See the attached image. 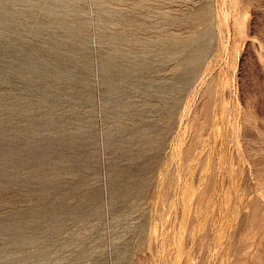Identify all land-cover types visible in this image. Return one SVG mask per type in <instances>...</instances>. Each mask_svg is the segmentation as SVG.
I'll return each mask as SVG.
<instances>
[{
  "label": "rangeland",
  "instance_id": "rangeland-1",
  "mask_svg": "<svg viewBox=\"0 0 264 264\" xmlns=\"http://www.w3.org/2000/svg\"><path fill=\"white\" fill-rule=\"evenodd\" d=\"M0 264H264V0H0Z\"/></svg>",
  "mask_w": 264,
  "mask_h": 264
}]
</instances>
